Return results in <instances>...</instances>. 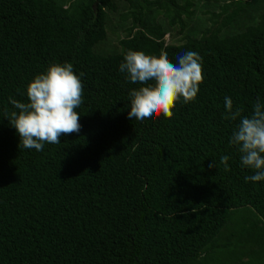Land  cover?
Wrapping results in <instances>:
<instances>
[{"label":"trees","instance_id":"16d2710c","mask_svg":"<svg viewBox=\"0 0 264 264\" xmlns=\"http://www.w3.org/2000/svg\"><path fill=\"white\" fill-rule=\"evenodd\" d=\"M116 1L130 26L106 55L93 47L113 0L77 15L55 0H0V264H264V181H245L254 172L225 118V97L243 115L264 101V0ZM159 18L181 43H166ZM162 49L203 58L197 98L172 119H129L139 85L119 65L129 50ZM65 62L83 74L80 131L25 149L4 117L17 111L10 98L27 102L29 82Z\"/></svg>","mask_w":264,"mask_h":264},{"label":"clouds","instance_id":"9594fccd","mask_svg":"<svg viewBox=\"0 0 264 264\" xmlns=\"http://www.w3.org/2000/svg\"><path fill=\"white\" fill-rule=\"evenodd\" d=\"M203 58L195 51H186L171 60L165 50L159 55L129 50L119 71L130 83L139 85L129 92V119L153 122L161 115L172 119L178 103L194 102L204 82ZM83 74L81 73L80 76ZM73 65L54 63L29 82L27 102L10 98L17 111L6 114L25 149L42 151L45 144H59L62 135L78 133L81 125L77 109L83 103L84 87ZM226 119L236 122L230 144L240 153L242 166L253 170L245 181H264V101L257 98L252 114L234 108L225 97ZM229 156L222 155L220 163L228 169ZM209 167H217L215 161Z\"/></svg>","mask_w":264,"mask_h":264},{"label":"rangeland","instance_id":"374dc122","mask_svg":"<svg viewBox=\"0 0 264 264\" xmlns=\"http://www.w3.org/2000/svg\"><path fill=\"white\" fill-rule=\"evenodd\" d=\"M206 1L221 2L224 0H206ZM55 2L64 7L70 6L71 14L77 15L80 6L84 5L87 2V0H55ZM113 2H115V4L117 5V12L115 13L106 12L107 38L106 40L97 43L93 47V51H95L96 53L103 52L104 54L107 55L109 51L118 49L119 41L125 38L126 30L130 26L128 22H121L119 18L120 14L125 10V4L123 2H119L116 0H113ZM157 21L160 22V25L165 30L169 31V33L165 36L166 43L179 44L183 41V34L178 35L176 34L175 31L172 32L163 19L159 18ZM223 230H225V232L227 233L229 230H232V227L230 225H226V227Z\"/></svg>","mask_w":264,"mask_h":264}]
</instances>
